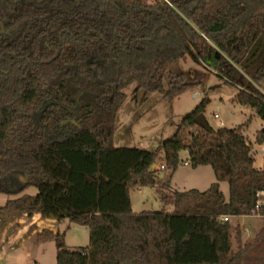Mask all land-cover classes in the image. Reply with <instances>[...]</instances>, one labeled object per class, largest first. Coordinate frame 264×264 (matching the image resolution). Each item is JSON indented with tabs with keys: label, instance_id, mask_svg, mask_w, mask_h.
<instances>
[{
	"label": "trees",
	"instance_id": "16d2710c",
	"mask_svg": "<svg viewBox=\"0 0 264 264\" xmlns=\"http://www.w3.org/2000/svg\"><path fill=\"white\" fill-rule=\"evenodd\" d=\"M0 22V194L37 190L0 211L87 226L88 246L76 250L59 232L37 235L54 241L56 264H264L244 258L264 243L263 204L255 242L237 252L229 220H219L249 216L264 193V165L255 169L241 129L192 123L207 98L160 149L173 169L186 151L190 166L211 167L216 182L204 192H174L171 212L130 208L129 189L155 185L158 152L123 167L103 158L114 151L123 90L135 84L171 103L193 86L178 75L163 82L186 57L210 65L236 89L234 101L264 121V0H0ZM45 102L52 103L38 114ZM67 120L76 124L68 139H50ZM256 141L263 143L264 129Z\"/></svg>",
	"mask_w": 264,
	"mask_h": 264
},
{
	"label": "rangeland",
	"instance_id": "374dc122",
	"mask_svg": "<svg viewBox=\"0 0 264 264\" xmlns=\"http://www.w3.org/2000/svg\"><path fill=\"white\" fill-rule=\"evenodd\" d=\"M139 1L153 4L163 3L164 0ZM175 75L182 76L185 83L193 84V86L171 103L163 101L158 93L145 94L142 90L135 91V84L123 90L126 100L116 116L113 135L114 151L105 154L104 160L106 163L120 167L133 163L138 165L145 162L152 153L158 152L153 165L165 166V170L155 171L157 180L154 186L130 189L135 209L137 201L142 198L139 196L138 189L144 192L143 197L146 203L144 207L142 206L143 210L169 212L173 209L174 192L189 190L204 192L216 182L211 167L200 166L194 169L190 166L186 151L178 154V163L173 169L168 166L167 158L160 149L162 144L176 133L182 118L194 112L204 98L209 100L203 112L209 127L215 131L221 128L241 129L248 143L250 155L254 159L255 169H263L264 141L258 144L256 136L264 129V121L256 115L255 110L240 106L234 101L236 89L219 79L210 65L195 64L189 57L169 68L163 81L165 87L169 78ZM258 89L264 94V81L259 84ZM80 98L87 102L84 95L81 94ZM215 115L218 116L217 119ZM220 122H223L224 126H220ZM50 139L64 142L68 139V134L52 133ZM91 148V144H84V151L91 152ZM219 184L227 199V182L223 181ZM36 194L37 190L34 187L25 189L18 196L0 194V208L7 200L21 195L35 196ZM259 202L264 205V193ZM35 220H37L35 216L27 218L0 211V264H56L54 241L37 242V235L43 229L64 234V242L69 250L88 246L89 230L85 225L71 223L68 220L57 225L48 221L40 223ZM229 222L232 226V250L237 252L238 247L242 250L255 242L263 226V217L230 218ZM244 258L256 259L264 263V243H258L256 248L246 250Z\"/></svg>",
	"mask_w": 264,
	"mask_h": 264
},
{
	"label": "water",
	"instance_id": "95a60500",
	"mask_svg": "<svg viewBox=\"0 0 264 264\" xmlns=\"http://www.w3.org/2000/svg\"><path fill=\"white\" fill-rule=\"evenodd\" d=\"M163 3H168V0H164ZM0 34H6V31L4 30L3 25H2L1 22H0ZM3 39H4V37H3ZM51 103H52V102H45V103L41 106V108L39 109L38 114H42V113L48 108V106H49ZM192 123H193L196 127L200 128V129H203V130H206V131H209V130H210V127H209V125H208V123H207V121H206V119H205L203 113H200V114L195 115V116L193 117V119H192ZM126 264H132V263L127 262Z\"/></svg>",
	"mask_w": 264,
	"mask_h": 264
},
{
	"label": "crops",
	"instance_id": "0c3cea01",
	"mask_svg": "<svg viewBox=\"0 0 264 264\" xmlns=\"http://www.w3.org/2000/svg\"><path fill=\"white\" fill-rule=\"evenodd\" d=\"M195 96H197V94L195 95ZM222 126H224V123H223V125ZM248 144V143H247ZM135 187H137V188H139V186H135ZM219 188H220V184H219ZM220 191H221V189H220ZM222 192V191H221ZM229 192V191H228ZM138 193H139V196H141L142 198H139V200L137 201V204H136V209L133 207V206H135V204L133 203V201H132V197H131V192H130V189H129V201H130V208H131V212L132 213H134V214H138V213H140V212H142V211H147V210H143L142 208L144 207V205H145V201H144V197H143V195H144V192L141 190V189H138ZM223 193V192H222ZM224 195V194H223ZM143 206V207H142ZM136 210V211H134V209ZM172 210H170L169 212H171ZM33 216H35V218L37 219V220H35V221H39L40 223H43V221L45 222V221H48V222H50V223H52V224H56L57 225V223L54 221V220H48V219H42L41 218V216L39 215V214H34ZM22 217H25L24 215H22ZM238 218H242V217H238ZM51 226V225H50Z\"/></svg>",
	"mask_w": 264,
	"mask_h": 264
},
{
	"label": "built area",
	"instance_id": "2783aa9c",
	"mask_svg": "<svg viewBox=\"0 0 264 264\" xmlns=\"http://www.w3.org/2000/svg\"><path fill=\"white\" fill-rule=\"evenodd\" d=\"M214 117H215L216 119L218 118L217 115H215ZM222 125H223V122H220V126H222ZM185 165H187V163H185ZM152 170H155V171H163V170H165V166H164V165H160V166H155V165H153V166H152ZM260 195H262V194H260ZM261 206H262V204H261L260 202H258V203L255 205L254 209L250 212L249 217H253V218H255V217H259V216H260V214H259V210H260V207H261ZM219 220L222 221V222H227V221L229 220V218L223 216V217H220Z\"/></svg>",
	"mask_w": 264,
	"mask_h": 264
},
{
	"label": "flooded vegetation",
	"instance_id": "af4514ba",
	"mask_svg": "<svg viewBox=\"0 0 264 264\" xmlns=\"http://www.w3.org/2000/svg\"><path fill=\"white\" fill-rule=\"evenodd\" d=\"M68 125H76V124L71 120L60 122L58 125V131L56 130L55 133L56 134L59 133V130H60V131H63L62 133L69 134L68 133Z\"/></svg>",
	"mask_w": 264,
	"mask_h": 264
}]
</instances>
